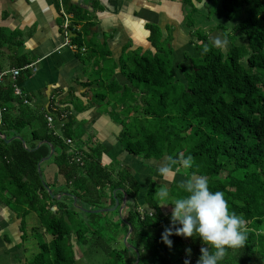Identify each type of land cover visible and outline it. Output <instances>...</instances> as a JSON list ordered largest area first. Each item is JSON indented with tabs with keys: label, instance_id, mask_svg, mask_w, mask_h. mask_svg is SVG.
I'll list each match as a JSON object with an SVG mask.
<instances>
[{
	"label": "trees",
	"instance_id": "16d2710c",
	"mask_svg": "<svg viewBox=\"0 0 264 264\" xmlns=\"http://www.w3.org/2000/svg\"><path fill=\"white\" fill-rule=\"evenodd\" d=\"M217 1L207 0L206 6ZM185 3L191 9L189 16L197 12L193 0H185ZM222 7L230 22L241 20L232 32L244 37L247 46L232 45L224 53L202 33L199 41L206 47L198 51L199 57L192 60V66L184 67V83L174 78L170 63L173 51L161 42L157 27H151V40L155 48L162 46L165 49V56H136L132 63L125 62V72L131 81L147 84L161 95L157 96V103L162 109L159 111L161 120L157 121L154 132L133 140H125L128 131L125 132L124 150L145 160L165 156L180 159L190 155L191 168L178 164L184 170L186 180L194 174L206 175L210 189L224 192L230 210L246 220L245 245L229 250L222 264H264L261 250L256 251L259 244L255 233L264 219V0H222ZM228 37L230 41L231 36ZM3 41L5 35L0 30V43ZM73 41L79 42L80 38L77 36ZM26 64V61L22 62L18 68L22 69ZM0 100L3 106L15 100L10 83L1 87ZM152 106L153 103H149V107ZM157 110L158 107L147 110L153 122L158 118ZM41 120L43 125L32 133L35 144L31 149L40 142L46 144L37 151L25 149L21 141L7 144L0 138V201L7 197L5 205L23 214L19 217L23 218L24 241L28 238L25 217L34 212L41 227L52 236L49 243H40L42 251L30 264H65L75 259L72 237L76 225L70 226L63 217L53 213L51 208L55 204L47 203L51 196L46 193L38 171V163L49 156L47 144H53L59 151L54 157L59 175L68 186L71 183L73 193L85 203L99 205L101 197L106 196L107 186L112 191L123 189L133 201L135 210L129 212L125 223L132 226V245L140 256L138 264H184L186 259L197 264L201 247L205 246L199 239L173 235L170 237L171 248L162 242L165 228L172 226V215L160 210L154 189L145 197L146 209L153 213H138L139 189L129 174L122 172L118 178H113L94 163L86 162L84 168L72 163L73 154L63 139L50 133L47 121ZM28 125H31L28 119L11 122L5 115L0 132L4 134L10 128L24 129ZM71 127L70 121L63 129L68 139L73 137ZM127 183L132 186V191L125 185ZM180 184L172 186L176 188V198L186 195ZM123 197L124 193L117 191L116 199L110 198L111 204L114 205L116 200L121 203ZM55 203L61 209L68 207ZM65 213L71 215L73 211L66 210ZM89 216L97 218L98 214ZM78 231H75L78 244H85V236ZM116 252L115 264H136L137 255L132 259L129 250Z\"/></svg>",
	"mask_w": 264,
	"mask_h": 264
},
{
	"label": "crops",
	"instance_id": "0c3cea01",
	"mask_svg": "<svg viewBox=\"0 0 264 264\" xmlns=\"http://www.w3.org/2000/svg\"><path fill=\"white\" fill-rule=\"evenodd\" d=\"M65 1L73 15V25L78 29L72 36V40L77 36L80 38L79 42H72L76 48L66 43L57 0H0V30L5 35V41L0 43V74L11 69H21L18 65L25 61L26 66H32V69L23 70L18 78L21 95L15 93V84L7 77L1 87L10 83L15 100L8 106H3L0 100V105L6 108L4 116L11 122L28 119L31 125L24 129H6L4 134L0 132L5 140L0 138L7 144L21 141L25 149L37 151L46 143L40 142L31 149L35 144L32 133L43 125L41 119H45L49 132L63 139L64 143L71 140L73 144L67 146L68 150L84 161L80 165L71 159L72 163L81 168H84L86 162L94 163L113 178H118L122 172L129 174L139 189L138 209L142 208L144 212L152 214L146 209L145 197L155 183L171 188L181 181L173 180L170 185L161 181L163 176L159 170L167 166L172 158L165 156L162 159L145 160L124 150L127 125H131L132 118L138 116L137 112L141 108L146 107L148 93V85L131 81L124 66L125 62L132 63L136 56L143 57L149 53L152 56L161 55L162 46L160 50L155 48L151 40V27L160 30L161 42L172 49V54L185 43L188 49L193 50L194 35L187 25L191 9L185 0ZM218 1L224 18L231 25L227 29L230 32L233 22L225 17L222 0ZM193 3L197 11L207 9V0H193ZM196 20L200 27L199 18ZM181 36L186 38L183 44L179 41ZM209 41L215 46L219 44L213 42L211 36ZM172 71L176 81H186L185 73L178 75L175 69ZM147 105L149 107V103ZM113 107L127 112L116 115ZM48 118L53 121L51 126ZM70 121L73 137L68 139L63 129ZM47 146L49 156L53 149L54 154L50 160H46L49 156L41 159L44 162L38 171L43 186L45 184L48 188L45 189L46 193L51 196L47 203L55 204L51 209L58 217H66L65 211H73L71 208L75 206L77 209L82 207L91 211L101 209L99 205L102 201L114 206L110 198L113 196L116 199L117 191L124 193L123 200L127 196L123 189L112 191L107 186L106 196L101 197L99 205L85 203L73 193L71 183L68 186L59 175V168L54 161L59 151L53 144ZM175 168H179L178 164ZM179 172L174 173L176 177H186ZM183 180L186 181L185 178ZM125 185L132 191L131 185ZM55 202L68 207L61 209ZM126 210L124 219L131 210H135L128 196L122 213ZM34 215L38 216L35 212ZM18 217L17 212L0 201V264H30L25 257L26 248L20 232L23 218Z\"/></svg>",
	"mask_w": 264,
	"mask_h": 264
},
{
	"label": "rangeland",
	"instance_id": "374dc122",
	"mask_svg": "<svg viewBox=\"0 0 264 264\" xmlns=\"http://www.w3.org/2000/svg\"><path fill=\"white\" fill-rule=\"evenodd\" d=\"M207 7H208L207 9L203 8L202 10H198L192 16H189L187 20L188 23L187 25L189 26V29L193 31L192 34L194 35L193 36L194 41L192 43L193 50H190L185 46L187 44L185 43L186 38L184 36L183 37L181 36L179 37V41L181 44L185 43L184 46L178 48L175 53L171 54V58H170L171 69H175L178 75L184 74L185 72L184 67L191 66L192 63L190 61L195 58V55H197L198 51H200L202 47H206L204 44H202V42H200L202 45L198 43V39L200 38L202 33L207 34L208 36L210 35L213 42L218 39L216 42H218L219 44H216V47L221 48L224 51V53L228 52L232 45H237L239 47L247 46V43L244 40L245 38H242V36H239V34L237 33L230 34L231 36L230 41L232 42V44H230L229 37H226L227 39L224 37L225 35L229 36V34L227 33V29L231 28V25L224 18L221 8L218 5V1L217 3L208 5ZM197 18H199L201 22L200 27H198L200 23L198 22V20H196ZM240 22H241L240 19L234 22L232 24L233 27L238 25ZM221 26L223 29H221ZM198 31H199V35H198ZM176 46L178 47V45ZM164 50L165 49L162 47L161 57H164L165 54L167 53ZM185 53L187 55H185ZM146 56H152V54L149 53ZM143 86L145 85L143 84ZM147 92H148L147 104L151 102L153 103V106L148 107V105L146 104L145 108H141L137 112L138 116L132 118V124L127 125L128 134L125 140L142 138L147 134L154 132V128L156 129L158 124L157 121L159 119L161 120L159 116L160 115L159 111H161L162 105L157 103L158 102L157 100L159 99L157 98V96H161V95L157 94L155 90L149 86L147 87ZM156 107H158L157 110L158 118L156 119V121L153 122V119L146 114V110L147 108L148 110H151V108H156ZM113 108L115 114L119 116L127 112V111L121 112L116 107ZM125 140H123L124 144L126 143ZM192 141H194L193 137H192ZM178 169L180 170L179 173L184 175L185 172L184 170H182V167L181 169L180 167ZM175 174L171 173L166 176H163L162 177L163 180L161 181H163L168 185H170V182H172L173 180L181 181V182L185 181L182 180L181 178H178L179 176L176 177ZM184 178L186 179V177ZM152 189H154V193L156 194V201L160 210L172 215V213H169L172 212L171 205L162 207L163 203L165 202L161 201L159 192L162 190H167L169 192V197L166 202L171 203L172 201H174V199L177 196L176 188L175 187L167 188L166 185L164 184L155 183V185L151 188V190ZM107 196L108 198H110L108 194ZM4 201L7 202V197L4 199ZM99 206L101 207V209H113L115 207V205L111 206L106 204L105 201H102L101 205ZM75 207L71 208L73 210V213H71V215L69 214L66 217L64 216V220L70 223L69 224L70 226H72L73 224L76 225V227H73V230H75L76 232L79 230L78 232H80L81 234H83V236H85L86 243L78 244L76 237L77 234L75 231H73L72 248L74 251L75 259L72 261V263H65V264H115L116 254H117L116 251L125 250V249L130 251L129 255L130 257H132V259L136 258V253L131 249L130 246L132 245V239L129 237L128 241L125 242V239L129 232V230H127L126 228H129L128 226L129 223H125L126 220L123 218V216L128 209L123 213H121L120 209H117L114 212L98 214V217L94 218L89 216L88 213H85L81 209L82 207H79V209ZM137 212L140 214L144 213L142 208L138 209ZM18 214L21 215L22 214L21 211H18ZM24 221H26L27 234H28V238L26 239L24 244L25 245L24 247L26 248V251L24 253L28 262H30L38 253L42 251L40 248V243L41 242L49 243L52 240V236L44 231L43 227H41L39 223L38 216L34 215V213H29L28 216L25 217ZM34 227H36L37 229H34ZM255 233L257 236L256 239L259 244L256 248V251L258 252L259 250H261V253L263 254V262H264V219L262 221L260 228L255 229ZM117 264H122V263L118 262Z\"/></svg>",
	"mask_w": 264,
	"mask_h": 264
},
{
	"label": "clouds",
	"instance_id": "9594fccd",
	"mask_svg": "<svg viewBox=\"0 0 264 264\" xmlns=\"http://www.w3.org/2000/svg\"><path fill=\"white\" fill-rule=\"evenodd\" d=\"M176 164L191 168L192 157L189 155L179 160H170L159 173L161 176L175 173L179 170L174 167ZM180 187L186 195L175 198L171 203L166 202L169 197L167 190L159 192L161 201L165 202L162 207L172 206V226L165 228L162 242L171 248L173 241L170 237L173 235L185 239H199L205 246L201 247L197 264H222L229 250L245 245L246 220L230 210L224 192L210 189V181L206 175L194 174L190 179L181 182ZM188 252L190 255L191 250ZM184 264H191V261L186 259Z\"/></svg>",
	"mask_w": 264,
	"mask_h": 264
},
{
	"label": "built area",
	"instance_id": "2783aa9c",
	"mask_svg": "<svg viewBox=\"0 0 264 264\" xmlns=\"http://www.w3.org/2000/svg\"><path fill=\"white\" fill-rule=\"evenodd\" d=\"M58 6H59V12L60 15L63 19V32L66 38V43L68 46H70L71 48H76V46L74 44H72L73 40H72V36L75 34V32L78 30L76 28V26L73 25V15L72 13L68 10L67 5H66V1L65 0H57ZM28 69H32V66H26L23 69H11L10 71L4 72L2 74H0V89H1V85L4 82V80L7 77H10V79L13 81V83L15 84L14 86V90L15 93L17 95H21V91L19 89V86L17 85V81L18 78L21 74V72L23 70H28ZM6 112V108L2 107L0 105V128L3 126V118H4V113ZM50 126L51 123L53 122L51 118L47 119ZM67 146L72 145V141L71 140H67L65 143ZM72 161L75 163H78L80 165L84 164L83 158L78 156L77 154L73 156ZM144 215V213H143Z\"/></svg>",
	"mask_w": 264,
	"mask_h": 264
},
{
	"label": "water",
	"instance_id": "95a60500",
	"mask_svg": "<svg viewBox=\"0 0 264 264\" xmlns=\"http://www.w3.org/2000/svg\"><path fill=\"white\" fill-rule=\"evenodd\" d=\"M247 43V42H246ZM0 137H2V139H4L5 140V137L4 136H2V135H0ZM53 154H54V149L52 150V153H51V155L46 159V160H50L51 158H52V156H53ZM42 162H44V160H42L40 163H39V170H40V166H41V164H42ZM44 187H45V189H47L48 190V188L46 187V185L44 184ZM50 192V191H49ZM50 194H51V192H50ZM74 201H75V205H76V199L74 198ZM126 201H127V196L125 195V198H124V200H123V203L120 205V202L118 201V200H116V204H115V207L113 208V209H98V210H94V211H91V210H86V209H83V208H81L85 213H89V214H93V213H95V214H102V213H110V212H114L115 210H117V209H120V211H121V213H122V211H123V209L126 207ZM77 207V206H76ZM120 213V214H121ZM128 226H129V232H128V235H127V237H126V239H125V242H127L128 241V239H129V237H130V235L132 234V226L130 225V224H128ZM131 246V249L136 253V255H137V261H136V264H138L139 263V254H138V252H137V250H136V248L133 246V245H130Z\"/></svg>",
	"mask_w": 264,
	"mask_h": 264
},
{
	"label": "flooded vegetation",
	"instance_id": "af4514ba",
	"mask_svg": "<svg viewBox=\"0 0 264 264\" xmlns=\"http://www.w3.org/2000/svg\"><path fill=\"white\" fill-rule=\"evenodd\" d=\"M227 33L230 35V34H232V33H234V32H232V30H231L230 32L228 31ZM237 34H238V33H237ZM208 37H209V36H208ZM224 37L226 38V37H228V35H225ZM226 39H227V38H226ZM18 218H19V217H18ZM22 224H23V221H21L20 232H21V233L23 234V236H24V232L22 231V227H23ZM131 235H132V234H131ZM131 235H130V238H131ZM23 236L21 237V238H22V243L25 244V241L23 240ZM132 244H133V243H132Z\"/></svg>",
	"mask_w": 264,
	"mask_h": 264
}]
</instances>
